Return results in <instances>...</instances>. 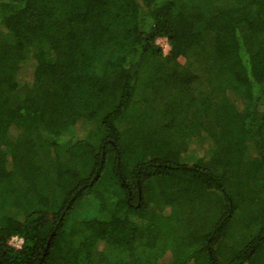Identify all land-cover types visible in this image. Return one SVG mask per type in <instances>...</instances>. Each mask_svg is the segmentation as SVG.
<instances>
[{"label":"trees","instance_id":"trees-1","mask_svg":"<svg viewBox=\"0 0 264 264\" xmlns=\"http://www.w3.org/2000/svg\"><path fill=\"white\" fill-rule=\"evenodd\" d=\"M0 264H264V0H0Z\"/></svg>","mask_w":264,"mask_h":264},{"label":"rangeland","instance_id":"rangeland-1","mask_svg":"<svg viewBox=\"0 0 264 264\" xmlns=\"http://www.w3.org/2000/svg\"><path fill=\"white\" fill-rule=\"evenodd\" d=\"M156 44L162 49V51L164 53H166L168 51V44L166 42L165 39H158L156 40ZM27 72V70H26ZM150 125L149 123L147 124H143L139 121H136V124L132 125V127H135L132 130V132H137V130L139 129V131L141 129H143L144 131H142V134L146 133V130L149 128L148 126ZM151 126V125H150ZM137 127V128H136ZM87 128H83L80 126L75 127L73 130H71L66 136L70 137V138H74V139H80L82 137H84V135L86 134ZM170 133V134H169ZM135 134V133H134ZM174 135V133L172 132H162L160 133V135H166V139L167 142L168 141H173V142H179V137L178 135ZM162 136H160L161 138ZM165 139V138H164ZM96 140H92L91 144H96ZM210 146V144H209ZM201 150L196 148V144L191 145L190 147H188L186 153L184 155H182L183 158V162L192 164L195 162V160L197 158H199V156L202 157V152H200ZM134 156L131 158V160H134ZM229 185H225L226 189L228 188V192L229 193H236V197L240 199H242V204L247 203L248 198L251 197L250 194V187L253 184H244V186L246 187V191H244L243 195L237 194V189L241 188L240 181H238V179L236 178L235 175H232L229 177ZM173 180H169L167 183L165 182L164 184H161V188L162 189H154L153 193L149 195V198L151 202L156 201L158 202L163 201L162 203H164L163 208L168 207L165 209L164 214L168 217L171 216V218L173 220H197L203 217V214H205L204 210L207 208L208 209V214H213L214 213V208L216 207V204H214V208H212V204L213 201V196L207 197L206 194L204 193L203 189L201 188L200 185H190L189 183L184 184L181 182H175L172 183ZM240 184V185H239ZM110 185V184H109ZM155 185V184H153ZM252 188V187H251ZM162 190V192H161ZM261 190L258 191V193ZM164 192V194H163ZM259 195L261 196V192L259 193ZM176 197H178L179 199V204H180V210L175 211L172 207V204L174 202V200L176 199ZM206 201V202H205ZM207 201H209V204L207 203ZM241 202V201H240ZM154 203V202H153ZM84 208H82L79 212L81 213V211H83ZM162 211V210H161ZM213 217V216H212ZM174 225V224H173ZM235 228H237V226L235 225ZM180 231V230H179ZM179 233H176V236H179Z\"/></svg>","mask_w":264,"mask_h":264},{"label":"built area","instance_id":"built-area-1","mask_svg":"<svg viewBox=\"0 0 264 264\" xmlns=\"http://www.w3.org/2000/svg\"><path fill=\"white\" fill-rule=\"evenodd\" d=\"M10 244H11L14 248L18 249V248H20V246H21V244H22V240L19 239V238H17V237H12V238L10 239Z\"/></svg>","mask_w":264,"mask_h":264}]
</instances>
